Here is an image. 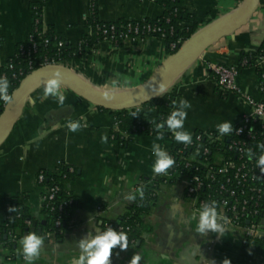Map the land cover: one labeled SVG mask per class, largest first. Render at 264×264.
I'll return each mask as SVG.
<instances>
[{"label": "crops", "instance_id": "1", "mask_svg": "<svg viewBox=\"0 0 264 264\" xmlns=\"http://www.w3.org/2000/svg\"><path fill=\"white\" fill-rule=\"evenodd\" d=\"M39 1L0 0V66L13 57L15 46L28 36L34 22L31 4ZM164 1L97 0V14L102 21L154 19L162 14ZM243 2L184 0L183 6L196 15L201 23L198 30H201L227 18ZM90 11L91 0H45L42 21L61 33L71 46H76L89 32L86 18ZM263 35L264 9H259L245 26L190 53L166 74L159 86L165 85L164 92L174 95V102L172 108L161 110L185 113L178 131L190 136L199 131L220 132L217 125L224 121H231L232 129L238 118L248 112L244 99L217 89L209 65L238 64L242 52L254 49ZM168 56L161 39L147 38L134 44L125 40L119 47L101 41L88 49L80 61H71L65 66L102 92L117 97L127 93L128 97ZM113 81L119 83L113 86ZM236 82L253 99L261 98L255 67L241 68ZM44 85L45 82L34 87L21 116L0 140V228L5 222L6 199L25 194L31 214L34 217L40 214L44 189L36 176L42 170L52 172L60 164L75 171V176L65 181V188L76 197L77 204L69 226L60 237L53 234L38 237L41 243L37 253L28 258L22 243L30 234L28 230L20 238L11 239L10 247L0 245V264H75V257L83 251L79 248L80 242L92 239L107 228L125 212L130 202L128 194L136 193L143 179L158 175L151 167L155 161L152 146L162 147L167 155L182 142H177L168 130L169 137L162 140L158 136L134 133L131 141L122 146L112 137L116 129L115 113L101 111L62 85L66 99L60 105L53 97L43 95ZM157 110L152 108L151 112ZM141 112V106L131 108L129 116L136 119ZM70 120H78L82 127L70 132L67 128ZM102 136L107 137L106 141L101 140ZM102 204L105 206L100 210ZM216 222L222 232L196 231L183 182L180 179L164 182L158 187L155 205L145 217L148 230L128 249L113 254L111 264H128L136 252L142 255L141 264H223L225 258L231 264H252L254 256L242 243L239 229L223 226L217 219Z\"/></svg>", "mask_w": 264, "mask_h": 264}, {"label": "trees", "instance_id": "2", "mask_svg": "<svg viewBox=\"0 0 264 264\" xmlns=\"http://www.w3.org/2000/svg\"><path fill=\"white\" fill-rule=\"evenodd\" d=\"M44 1L41 0L31 4L33 18L36 22H33L26 39L15 46L13 57L8 59L4 66H0V76H6L9 80V91L17 88L21 80L31 70L30 68H36L44 61L55 63L78 62L88 49L103 41L104 37L109 34L114 35V45L116 47L124 43L125 40L122 38L124 34H128L131 38L136 37L142 40L147 38L164 40L166 54L170 55L201 26L196 15L188 12L184 8V0L164 1L162 4V14L154 19L144 18L132 20L120 18L114 21L100 20L97 14V0H91L90 15L86 18V26L89 32L82 36L76 46H71L61 33L57 32L52 26L44 25L42 21ZM260 2L262 4L260 9H264V0H260ZM104 30H106V33L103 32ZM129 41L134 44L137 42V39ZM172 43L175 44L173 50L170 48ZM20 48L23 49V54H21ZM260 55L264 57V35L256 48L242 52L239 61L246 59V65L252 66L253 60ZM256 71L260 74L264 71V67L256 68ZM173 102L174 95L169 92L156 95L141 105L142 112L136 119L130 118L129 110L113 112L101 107L99 109L104 112L115 113L116 129L112 131V137L122 146H126L131 141V136L134 133H144L152 136L162 134L163 138L169 137L168 125L164 121L171 115V112H165L161 108H172ZM152 108H158L159 110L152 113ZM157 124H161V127L157 128ZM253 130L257 131L259 142L257 145L249 143L253 148H250L248 151L254 152L259 158L264 153L263 148L259 147L260 145H264L263 129L259 125L254 124ZM210 150L212 152L214 151L212 146H210ZM221 151L226 157H231L232 159L236 157L235 152L228 151L225 146L221 148ZM188 154L189 152L186 151L184 156ZM172 159L174 164L178 160L176 158ZM201 159L204 160V157H200L197 154L196 160L201 161ZM174 164L167 170L169 175L166 178L158 174L154 177L143 179L142 184L138 186L143 189V198L141 199L138 194L134 193L135 199L130 200L125 212L107 225V227L126 232L129 245L135 244L141 238L142 232L148 230L145 217L157 201L159 185L164 182L172 183L178 179L179 172L182 170L175 168ZM259 166L263 167L264 164H259ZM191 171H194V168L190 167L183 172L190 173ZM44 173L45 177L41 184L46 187L54 184L58 185L59 191L54 195L53 199L41 203L40 214L37 217L31 214L30 205L25 194H21L16 198L6 199L3 211L5 222L0 228V245L10 247L11 239L20 238L31 227L34 228L33 235L37 237L47 238V233H52L57 238L69 226L73 209L77 204V199L65 188V181L74 177L75 171L65 164H60L51 173ZM68 199H72V203L64 205L63 209L59 211L57 206ZM260 203L264 206V194ZM104 206L102 204L100 210H103ZM57 219L60 221L58 227L55 226ZM27 220L30 221V225L26 224ZM101 220L104 222L103 219ZM245 244L250 248L254 256L252 264H264V242L261 239L247 238ZM118 250L119 248L117 246L113 250V254Z\"/></svg>", "mask_w": 264, "mask_h": 264}, {"label": "built area", "instance_id": "3", "mask_svg": "<svg viewBox=\"0 0 264 264\" xmlns=\"http://www.w3.org/2000/svg\"><path fill=\"white\" fill-rule=\"evenodd\" d=\"M34 22H36L35 19ZM103 32L106 33V30ZM122 38L124 40L137 39V42L143 41L136 37L131 38L128 34H124ZM114 39V35L109 34L104 37L103 41L114 43ZM45 42L47 41L45 40ZM170 48L173 50L175 44L172 43ZM20 51L23 54L22 48ZM66 64L44 61L36 68L46 65L65 66ZM246 64V59H242L236 65L212 63L209 65V69L216 81L217 89L222 93H235L244 99L249 107L248 112L241 115L227 133L195 132L191 135L189 143L182 141L175 148L169 150L167 154L171 158L178 159L174 167L182 170L179 172L178 180L180 179L184 184V196L191 213H196L204 204L214 207L217 213L215 218L223 226L239 229L244 245H246L247 238L261 239L264 242V206L260 203L264 194V171H262L264 166L261 167L256 162L258 160L257 155L254 154L251 159L248 158L250 152L248 150L253 148L251 144L257 145L259 142L257 131L253 130L254 124L263 129L264 135V71L258 74V89L261 98L256 100L243 92L236 82L239 70L246 67ZM251 65L255 68L264 67V57L258 56ZM36 68H30L29 72ZM14 90L9 91V93L12 95ZM5 105L1 101L0 113ZM200 143L201 145H199ZM210 146L214 149L213 152L210 150ZM224 146L228 151L235 152V159L223 154L221 148ZM186 151L189 154L184 156ZM197 154L204 157V160H196ZM190 167L194 168V171L183 172ZM44 172L51 173L42 170L36 176L37 183L44 189L42 202L53 199L59 191L58 185L46 187L41 184L45 177ZM168 175L167 173L163 176L166 178ZM213 200L215 201L214 205L212 204ZM71 203L72 199H68L59 204L57 208L61 211L64 205ZM26 224L30 225V221L27 220ZM59 225L60 221L57 219L55 226L58 227ZM51 234L47 233V236Z\"/></svg>", "mask_w": 264, "mask_h": 264}, {"label": "water", "instance_id": "4", "mask_svg": "<svg viewBox=\"0 0 264 264\" xmlns=\"http://www.w3.org/2000/svg\"><path fill=\"white\" fill-rule=\"evenodd\" d=\"M261 8L260 0H244L243 4L222 21L196 31L178 49L170 54L154 73L130 96L117 97L102 92L85 82L80 76L64 65H46L29 72L13 91V102L6 104L0 113V140L19 119L25 103L34 89L45 82L54 69L61 72V85L82 99L110 111L129 110L140 107L152 97L159 95L158 86L166 74L190 53L206 48L221 38L232 35L245 26L248 20ZM107 94V95H105ZM161 94V93H160ZM34 234V228L29 229Z\"/></svg>", "mask_w": 264, "mask_h": 264}, {"label": "clouds", "instance_id": "5", "mask_svg": "<svg viewBox=\"0 0 264 264\" xmlns=\"http://www.w3.org/2000/svg\"><path fill=\"white\" fill-rule=\"evenodd\" d=\"M61 72L58 69H54L49 76V78L45 81L43 95L45 97L51 96L56 102L60 105H63L65 102V95L61 90ZM113 86L117 85L119 81H113ZM127 85V81H125V86ZM9 80L6 76H0V101L5 104H9L13 102V96L9 93ZM165 85L161 84L159 86L158 92L163 93L166 91ZM107 95V94H105ZM34 103V101H33ZM182 104L187 106L186 101H181ZM136 113H133L135 115ZM185 113L180 111H172L171 115L164 121L167 123L168 130L172 131L174 134V139L178 141H184L185 143H189L191 141V136L182 131H178L177 129L182 127L183 117ZM180 119H177V117ZM231 121H224L217 125L218 130L221 133H227L231 128ZM82 127L81 123L78 120H70L67 123V128L70 132H76ZM157 128L161 127V124L156 125ZM107 137L102 136L101 140L106 141ZM158 140H162V134L157 137ZM259 147L264 148V145H260ZM152 153L155 156V161L152 164V171L156 174L167 175V170L173 166L174 161L169 156L166 155L163 151L162 147L156 146L155 144L152 146ZM255 153L250 151L248 153V158L251 159V156ZM257 163L264 164V153H262ZM264 171V169H262ZM136 194L140 196L142 199L144 196L143 189L140 187L136 188ZM128 200L135 199V195L129 193L127 196ZM212 204H215V201H212ZM217 213L214 207H210L208 204H204L200 209L197 210L196 213L193 214L194 220L196 222V231L199 233H204L205 229H211L213 231L222 232L223 229L216 222ZM198 217V219H195ZM24 252L31 258L33 254L37 253V246L41 243V239L33 234H29L23 241ZM118 246L120 251L126 250L129 248V240L128 235L124 231H120L117 229H113L112 227L104 228L103 231L99 232L92 239L84 241L82 240L79 244V248L83 251L75 257V264H111L110 257L113 254V250ZM142 255L138 252L134 253L128 264H141ZM223 264H231L230 260L225 258L223 260Z\"/></svg>", "mask_w": 264, "mask_h": 264}, {"label": "bare ground", "instance_id": "6", "mask_svg": "<svg viewBox=\"0 0 264 264\" xmlns=\"http://www.w3.org/2000/svg\"><path fill=\"white\" fill-rule=\"evenodd\" d=\"M174 77V76H173ZM165 81V80H164ZM119 92V91H118ZM124 92V91H123ZM126 95H128L127 93H123L122 95H120L119 97H126Z\"/></svg>", "mask_w": 264, "mask_h": 264}]
</instances>
